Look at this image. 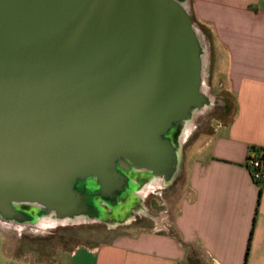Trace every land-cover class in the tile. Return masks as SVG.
<instances>
[{
    "label": "water",
    "instance_id": "95a60500",
    "mask_svg": "<svg viewBox=\"0 0 264 264\" xmlns=\"http://www.w3.org/2000/svg\"><path fill=\"white\" fill-rule=\"evenodd\" d=\"M203 56L180 0H0V218L101 219L130 170L170 181Z\"/></svg>",
    "mask_w": 264,
    "mask_h": 264
},
{
    "label": "crops",
    "instance_id": "0c3cea01",
    "mask_svg": "<svg viewBox=\"0 0 264 264\" xmlns=\"http://www.w3.org/2000/svg\"><path fill=\"white\" fill-rule=\"evenodd\" d=\"M189 3L221 56L215 86L230 101L188 140L193 152L172 219L62 246L51 259L25 252L16 259L0 234V264H264V182L246 165L251 151L264 150V0Z\"/></svg>",
    "mask_w": 264,
    "mask_h": 264
},
{
    "label": "rangeland",
    "instance_id": "374dc122",
    "mask_svg": "<svg viewBox=\"0 0 264 264\" xmlns=\"http://www.w3.org/2000/svg\"><path fill=\"white\" fill-rule=\"evenodd\" d=\"M189 1L187 0L186 2L188 9H190ZM192 17L195 27L200 32L203 46L206 49L203 71L205 77L204 90L213 96L210 107L195 111L192 119L185 124V128L190 124L195 125L196 128L193 131V134H195L204 124H210L212 117H222L225 114V108L229 105L230 99L227 98L226 93L224 94L219 90L222 88L219 84L215 86L217 82L219 83L222 80L224 74V69L220 62L221 56H218L215 45L211 42L212 39L208 34H205L207 32L203 31L201 23L194 16ZM206 35L208 38H206ZM208 45L210 46L209 49ZM208 51L211 53V58L208 57ZM184 133L185 130H183ZM190 137L186 140L185 135H182L180 165L172 178V183L170 185L168 183L162 184L158 181L147 183L144 190H141V203L146 211L142 212L134 209L131 220L126 223L110 227L98 218H79L55 224L41 223V221L19 224L13 221H4L0 218L1 236L4 237L6 245L14 247L16 259H20L23 252L34 255L39 259H51L62 246H70L77 242H98L108 240L118 234L137 232L141 227H153L158 219L163 223H167L172 219L176 205L185 189L186 174L184 163L187 151L191 145L190 141H188ZM192 152L188 151L189 155Z\"/></svg>",
    "mask_w": 264,
    "mask_h": 264
},
{
    "label": "bare ground",
    "instance_id": "6f19581e",
    "mask_svg": "<svg viewBox=\"0 0 264 264\" xmlns=\"http://www.w3.org/2000/svg\"><path fill=\"white\" fill-rule=\"evenodd\" d=\"M180 1L188 7V4L186 3L187 0H180ZM197 31L199 32L198 29H197ZM199 34H200V32H199ZM200 37H201V35H200ZM203 61L205 62L204 56H203ZM203 71H204V66H203ZM203 84H205L204 75H203ZM203 90H204V85H203ZM204 92H206V91L204 90ZM206 93L211 98H213L212 94L210 95L208 92H206ZM207 107L209 108L210 106H205L204 108H207ZM195 128H196V126L193 124L188 125L186 128H185V125H183V124L179 125L178 130H177V135L174 138V143L179 150V155H180L181 147H182V143H181L182 135H185L186 140H187V138L193 134V131L195 130ZM183 130H185L184 134H183ZM179 165H180V161H179ZM128 174L131 176V178H132V180H134V182H137V185L135 186L136 190H133L131 192V194L127 197L128 198L127 202L126 201L123 202V206L121 209L112 210L111 208H109V206L107 204L103 203L104 215L102 216V220H104L105 222H107L109 224L115 225L118 223H126L127 221L131 220L132 214H133V209H137L138 211H142V212L146 211V209L143 208L141 201H142V191L144 190V187L147 183L153 182V181H156V182L158 181L162 184L168 183V180L162 179V178H156V177L150 175L149 172L130 170L128 172ZM19 207L22 210H25L26 212H30L31 214L35 215L36 221H41V223L55 224V223H59V222L64 223V222L73 221V219L59 220L53 214L38 216L36 213L41 208L38 205L30 206L28 204H22ZM83 218H87V217H81L80 219H83ZM77 219H79V218H77ZM4 221H6V220H4Z\"/></svg>",
    "mask_w": 264,
    "mask_h": 264
},
{
    "label": "built area",
    "instance_id": "2783aa9c",
    "mask_svg": "<svg viewBox=\"0 0 264 264\" xmlns=\"http://www.w3.org/2000/svg\"><path fill=\"white\" fill-rule=\"evenodd\" d=\"M246 165L253 179L258 183L264 182V150L251 151L246 159Z\"/></svg>",
    "mask_w": 264,
    "mask_h": 264
},
{
    "label": "flooded vegetation",
    "instance_id": "af4514ba",
    "mask_svg": "<svg viewBox=\"0 0 264 264\" xmlns=\"http://www.w3.org/2000/svg\"><path fill=\"white\" fill-rule=\"evenodd\" d=\"M172 181H173V179L171 180V181H169L168 182V184L170 185V183H172ZM136 184H137V182H136ZM134 190H136V189H134ZM124 201H128V198L127 197H122V198H119V200H118V204L116 205V206H114V207H112V206H109L108 204V206H109V208H111L112 210H116V209H121L122 208V206H123V202ZM28 205H30V206H33V205H36V204H28ZM134 210V209H133ZM101 220H102V218H101ZM103 222H105L104 220H102ZM108 226H110V227H115V226H118V225H120L121 223H118V224H109V223H107V222H105Z\"/></svg>",
    "mask_w": 264,
    "mask_h": 264
},
{
    "label": "trees",
    "instance_id": "16d2710c",
    "mask_svg": "<svg viewBox=\"0 0 264 264\" xmlns=\"http://www.w3.org/2000/svg\"><path fill=\"white\" fill-rule=\"evenodd\" d=\"M248 252V251H247Z\"/></svg>",
    "mask_w": 264,
    "mask_h": 264
}]
</instances>
